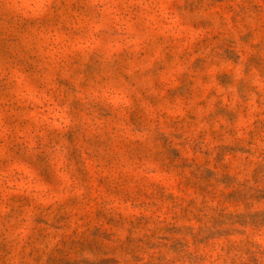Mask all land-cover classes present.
<instances>
[{"label":"rangeland","instance_id":"obj_1","mask_svg":"<svg viewBox=\"0 0 264 264\" xmlns=\"http://www.w3.org/2000/svg\"><path fill=\"white\" fill-rule=\"evenodd\" d=\"M0 264H264V0H0Z\"/></svg>","mask_w":264,"mask_h":264}]
</instances>
